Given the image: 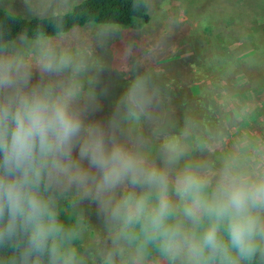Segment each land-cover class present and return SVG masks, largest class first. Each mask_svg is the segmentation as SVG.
<instances>
[{
    "label": "clouds",
    "instance_id": "obj_1",
    "mask_svg": "<svg viewBox=\"0 0 264 264\" xmlns=\"http://www.w3.org/2000/svg\"><path fill=\"white\" fill-rule=\"evenodd\" d=\"M91 56L55 28L0 34V249L12 250L10 264H83L61 200L95 206L100 264H147L148 244L166 264L264 252V151L248 161L238 145L219 167L194 160L148 72H134L97 118L102 66Z\"/></svg>",
    "mask_w": 264,
    "mask_h": 264
},
{
    "label": "rangeland",
    "instance_id": "obj_2",
    "mask_svg": "<svg viewBox=\"0 0 264 264\" xmlns=\"http://www.w3.org/2000/svg\"><path fill=\"white\" fill-rule=\"evenodd\" d=\"M59 1L61 5H65L63 7L67 11L78 0ZM146 2L150 19L139 29L90 22L62 33L74 43L85 48L90 46L91 61L102 66L97 86L100 107H105L101 105H106L108 97H118L130 77L137 71L150 73L160 92L163 90L161 94L169 88L173 89L169 90L173 94L178 82L184 81L190 82L192 91L201 89L202 84L212 90L218 88L220 95H217L214 101V108L217 116L224 124L226 123L227 137L210 147L207 145L200 147L195 141V145L188 147L189 153L194 160L219 167L220 157L239 145L242 157L252 161L258 149L264 151V103H262L264 92L255 94L249 82L251 77L256 78L258 72L264 71L258 65H251V69L242 68L243 70H240L242 73L237 74L235 78H228L231 72L224 73L225 75L221 72L225 68L223 61L225 48L233 50L234 53L231 52V55L235 59L247 58L245 65L250 64L252 55L249 56L251 53H248V49L254 48L261 38L247 37L248 35L244 33L249 31L252 26L250 23L253 21L262 23L260 25L264 24V0H146ZM10 3L11 0H0V7L26 17L34 15L33 11L23 7V2L17 0L13 6ZM32 3L31 0H26V4ZM34 6L42 4L37 3ZM232 15L241 16L243 22L231 26L228 22ZM209 24L211 28L207 29L206 26ZM101 37L104 38V43L99 45L97 42ZM27 38L18 35L14 39ZM245 39L247 41H244ZM242 41L246 48L235 49L241 47ZM194 45H200V48L193 49ZM212 48L218 51L215 56L210 51ZM196 52L199 53L193 57ZM90 74L95 75L96 71L93 70ZM224 85L226 89H223ZM109 94L113 95L108 96ZM255 107L261 111L255 114L254 117L257 118H245L243 113L248 114ZM109 114L110 110L100 109L96 117L107 118ZM58 210L64 225L75 228L78 232L74 246L81 255L83 264H100L98 251L104 247L105 233L95 206L84 202L74 207L68 200H61ZM147 264L166 262L156 253L151 258L147 256Z\"/></svg>",
    "mask_w": 264,
    "mask_h": 264
},
{
    "label": "trees",
    "instance_id": "obj_3",
    "mask_svg": "<svg viewBox=\"0 0 264 264\" xmlns=\"http://www.w3.org/2000/svg\"><path fill=\"white\" fill-rule=\"evenodd\" d=\"M149 19L150 14L146 0H78L67 11L31 17H26L0 7V34H2L4 39L11 40L18 35L31 37L37 32H52L54 28L63 33L75 26H83L90 22L117 24L131 29H139ZM240 21L243 22L241 16L232 15L228 23H231V26H237V22ZM250 24L252 26L244 35L261 38V41H257L254 48L249 47L248 53H251L249 56L251 57L252 55V57L250 58L251 62L249 61L250 64L247 66L245 65L247 58L237 57L238 60H236L237 58L235 59L231 55V52L234 53L233 50L225 48L223 60L225 68L223 69L221 66L223 69L221 73L229 74L231 72L232 74L228 78H235L237 74L242 73L240 70L251 69V65H258L264 71V24L260 25L262 23L258 24L255 21ZM206 27L210 29L211 25L209 24ZM259 27L263 29H258ZM244 41L247 40L245 39ZM195 48L199 49L200 45H194L193 49ZM217 48L219 49V47ZM242 48H246L243 41L241 47L239 46L235 49L240 50ZM210 51L214 56L218 52L215 48H212ZM198 53H194L193 57ZM256 75L257 77H251V81L249 82V86L252 87L251 90L255 94L264 92V72H258ZM224 87L223 89H226L225 85ZM200 88L192 91L190 82L184 81L178 82L177 89L172 92L173 94L169 91L173 90L171 88L166 89L168 91L165 90L162 94L167 118L174 124L172 130L176 133H179L181 130L185 132L187 139L184 143L188 147L195 145V141H197L196 144L200 147L204 145L210 147L213 144L219 143L228 134L226 125L217 116L214 108V101L217 95H220V90L218 88L212 90L203 84L200 85ZM256 113H261L258 107L253 108L248 114H243L245 118L254 119L257 118L254 117ZM146 250L149 258L158 253L155 245L152 244L146 245ZM12 255L11 249H0V264H10ZM240 264H264V252H257L251 259L241 260Z\"/></svg>",
    "mask_w": 264,
    "mask_h": 264
},
{
    "label": "crops",
    "instance_id": "obj_4",
    "mask_svg": "<svg viewBox=\"0 0 264 264\" xmlns=\"http://www.w3.org/2000/svg\"><path fill=\"white\" fill-rule=\"evenodd\" d=\"M13 1V2H12ZM17 0H11L10 5H15L14 2H16ZM20 2H23L24 4V8L25 9H29L31 11L34 12V15H50V14H54V13H58V12H63L65 11L64 7L65 5H61V1L59 0H31V2H33L31 5L26 4V0H19ZM42 4V6H34L35 4ZM34 4V5H33ZM52 10V11H51ZM51 11V13H49ZM33 15V16H34ZM113 95V94H109L108 96ZM114 98H112V96L108 97V100L105 102L106 105L102 104L101 106H105V107H100V109L102 110H111L113 107V103L115 101V99L117 98V96H113ZM226 121H228L227 119V115H226ZM226 124V123H225ZM227 137V134L224 136V138Z\"/></svg>",
    "mask_w": 264,
    "mask_h": 264
}]
</instances>
